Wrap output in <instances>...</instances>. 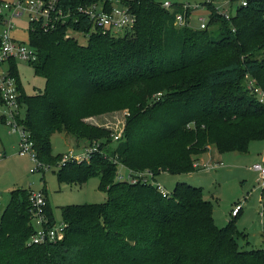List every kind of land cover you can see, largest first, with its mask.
<instances>
[{
  "label": "trees",
  "instance_id": "16d2710c",
  "mask_svg": "<svg viewBox=\"0 0 264 264\" xmlns=\"http://www.w3.org/2000/svg\"><path fill=\"white\" fill-rule=\"evenodd\" d=\"M95 1L61 0L72 18L47 30L29 21L28 43L38 54L29 63L44 79L42 90L24 91L15 59L8 71L18 92V123L37 157L57 163L54 132L84 145L97 141L88 160H67L56 174L60 182L78 184L99 176L106 196L61 205L62 238L36 243L29 240L31 189L12 188L0 213V264H264V245L243 249L237 240L240 207L218 226L199 186L178 180L166 195L157 186L162 172H193L211 145L247 152L250 141L264 139V101L257 94L264 92V0H241L229 18L206 2L205 28L176 25L177 0L172 9L156 0H121L135 20L119 33L93 28L76 9ZM123 109L117 140L110 129L85 120ZM114 159L145 174L118 179Z\"/></svg>",
  "mask_w": 264,
  "mask_h": 264
},
{
  "label": "rangeland",
  "instance_id": "374dc122",
  "mask_svg": "<svg viewBox=\"0 0 264 264\" xmlns=\"http://www.w3.org/2000/svg\"><path fill=\"white\" fill-rule=\"evenodd\" d=\"M13 1L2 0L1 3ZM185 1L194 3L203 0ZM240 1L212 0V3L218 5L221 10L233 14ZM4 11L5 16L8 17L10 15L9 9H4ZM199 15L207 16L206 3L191 11V26H198L197 17ZM11 22L13 37L28 45V16L25 14L20 17L12 16ZM68 33L77 37L81 42H85L87 39L86 35L77 31L68 30ZM16 62L19 81L24 91L32 94L42 90L44 79L34 73L32 65L21 59L16 60ZM0 70H6V63L0 66ZM124 112L125 109L115 110L91 115L85 120L106 127L112 133L118 132L124 125ZM20 117H22V113ZM7 121L12 120L7 117ZM13 124L6 123L0 117V213L8 202L10 190L15 187L42 191L52 209L55 227L61 224V205L104 200L106 193L98 187L99 176H91L87 181L78 184L58 181L56 174L58 167L54 164L47 166L45 170L31 171L33 161L28 154L19 153L20 136L17 131L12 130ZM69 136L70 139L73 138L71 135ZM68 141L62 132H54L50 136L52 153L62 154L66 152L69 144H71ZM255 160H264V139L250 141L247 152H219L214 145H211L207 151L199 154L194 173L186 175L187 173L170 174L162 172L157 176V181L168 191L173 188L178 180H185L190 184L199 186L204 192V197L212 203L214 222L218 226H222L232 219V211L235 208L238 210L240 207V211L234 220L237 230L241 233L237 240L243 249L260 248L264 245V205L261 200L258 181L259 173L251 167ZM205 163L214 164L212 167L217 165V168L206 169L202 166ZM118 171L124 176L128 173L126 168L120 165Z\"/></svg>",
  "mask_w": 264,
  "mask_h": 264
},
{
  "label": "built area",
  "instance_id": "2783aa9c",
  "mask_svg": "<svg viewBox=\"0 0 264 264\" xmlns=\"http://www.w3.org/2000/svg\"><path fill=\"white\" fill-rule=\"evenodd\" d=\"M61 0H14L10 3H0V66L6 63V70H0V95L2 103L0 104V117L6 121V123L12 124L11 128L13 131H17L20 136L19 140V153L28 154L33 161L34 170H45L47 166L51 164L41 161L34 150L33 142L29 138L28 132L18 123V115L20 113L19 104L16 101L18 94L15 78L9 74L8 71V60H24L26 62L35 61L38 58L37 51L35 48L26 45L23 41H19L13 37L11 33L12 22L11 17L25 14L28 16L29 21H40L41 26L44 29H50L55 27L57 21H64L66 17L72 18L71 10L63 11L60 5ZM212 0H203L194 3L188 1L177 0V4L181 7L180 10L175 12L174 23L176 25H190V14L195 8L200 7L203 3L211 2ZM173 2L171 0L161 1V5L172 9ZM246 1H242L245 4ZM4 9H9L10 15L8 17L4 14ZM78 12L86 15L91 23L92 27L101 30L102 32L119 33L133 26L135 15L129 9L128 5L122 3L121 0H98L88 4H81L77 8ZM218 12L224 15L225 18H229L231 13L226 10H221L216 5ZM189 10L190 14L187 16L186 11ZM73 19H77L73 16ZM198 28H205L208 21L207 16L199 15L197 17ZM159 94V93H158ZM157 94V95H158ZM257 94L260 101H264V92L261 89H257ZM126 114V111L124 112ZM7 117H10L12 121H7ZM123 126L118 132H113V140H117L122 136ZM97 147V141H93L92 144L84 146L79 151L69 149L62 153L57 163L54 165L59 167L62 163L67 160H88L90 154ZM114 162L119 166H123L119 161L114 159ZM214 164L205 163L202 166L206 169H210ZM197 166V164H196ZM124 167V166H123ZM251 167L258 171V181L261 190V200L264 205V160L254 162ZM126 168V167H124ZM128 171L127 175L124 176L121 172H117V178H126L130 181H135L139 177L145 174L144 172H134L131 169L126 168ZM162 195L168 194V190L162 185H157ZM1 197V194H0ZM29 200L31 203V222L34 227V233L30 237L31 242H43L45 240H56L63 236L64 223L58 227L54 226V223L48 225V217L44 210L45 207V195L42 191H34L31 189ZM237 209L232 211L235 213Z\"/></svg>",
  "mask_w": 264,
  "mask_h": 264
},
{
  "label": "crops",
  "instance_id": "0c3cea01",
  "mask_svg": "<svg viewBox=\"0 0 264 264\" xmlns=\"http://www.w3.org/2000/svg\"><path fill=\"white\" fill-rule=\"evenodd\" d=\"M63 134H64V136H66L67 137V139L69 140L68 142L70 143L71 142V144H69V147L67 148L68 150L69 149H73V150H75V151H79L80 150V148H83L85 145H84V143H80V142H77V141H75L73 138L72 139H70L71 137L69 136V134H67L66 132H64V131H61ZM71 140V141H70ZM256 162H258V161H262V160H255ZM254 161V162H255ZM253 164V163H252ZM212 168H217V165H215L214 167H212ZM212 168H210V169H212ZM199 169V168H198ZM209 169V170H210ZM196 170H194L193 172H189V173H187L186 175H191L192 173H194Z\"/></svg>",
  "mask_w": 264,
  "mask_h": 264
}]
</instances>
